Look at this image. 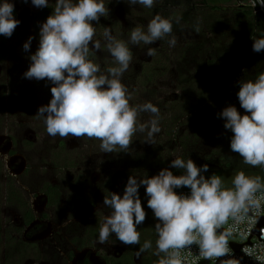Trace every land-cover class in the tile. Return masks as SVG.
Instances as JSON below:
<instances>
[{
    "label": "rangeland",
    "instance_id": "374dc122",
    "mask_svg": "<svg viewBox=\"0 0 264 264\" xmlns=\"http://www.w3.org/2000/svg\"><path fill=\"white\" fill-rule=\"evenodd\" d=\"M248 2L28 0L0 5V52L2 38L6 45L5 60H0V134L15 140V150L34 169L17 180L27 189L26 197L36 210L43 203V198L34 197L42 183L53 182L62 191V201L49 218L52 238L44 242V260L33 263L27 258L23 264H65V254L58 256L53 248L59 240L63 243L67 235L84 228L85 223L72 222L66 231L62 229L73 217L68 208L74 204L71 200L79 182L91 183L94 189L108 175L127 173L126 190L117 189L122 178H115L109 194H89L93 211L81 210L92 212L91 217L97 216L107 226V239L75 252V256L84 253L76 264H103L108 254L125 250L120 219L138 207L161 203L159 191L167 170L171 187L181 189L189 182L190 172L201 175L192 184L196 186L213 172L223 170L225 157L234 162L249 155L264 158V145L253 146L240 134L249 126L246 119L254 121V131L264 130L255 109L261 90L250 89L246 113L241 111L237 91L224 95L231 86L223 76L226 67L240 63L247 74L264 68V61L256 65L261 50L248 51L243 44L255 15ZM47 5L58 6L66 22L55 17L35 22V12ZM182 11L187 13L188 22L178 19ZM166 13L168 25L175 23L164 46L158 25ZM173 13L176 15L170 20ZM209 26L214 33L207 30ZM12 30L17 31V38L3 37L4 31ZM136 30L137 37L129 34ZM119 38L131 46V60L120 62L118 69L109 73L105 62ZM161 48L168 55L167 72L152 84L141 85L140 64ZM227 57L228 63L223 62ZM207 87L219 93L201 104L195 95ZM51 98L55 102L49 104ZM189 98L196 101L201 116L192 122L191 113L188 119L172 125L170 119L177 107L182 102L187 104ZM188 125H199L203 130L184 149L179 138L190 132ZM59 141L66 144L63 149L57 147ZM137 153L150 156L149 165L130 171L128 159ZM158 156L165 168L154 166ZM53 163L60 167L55 169ZM206 188L264 190V170H226ZM1 209L5 221L16 219L14 211ZM162 218L156 210L157 226ZM162 235L163 231L154 248L157 255L166 252ZM160 263L164 264L162 259ZM0 264H5L2 257Z\"/></svg>",
    "mask_w": 264,
    "mask_h": 264
},
{
    "label": "trees",
    "instance_id": "16d2710c",
    "mask_svg": "<svg viewBox=\"0 0 264 264\" xmlns=\"http://www.w3.org/2000/svg\"><path fill=\"white\" fill-rule=\"evenodd\" d=\"M153 11V10H152ZM151 13V11H150ZM61 14V9L58 6L47 5L41 7L35 14L33 15V20L35 22L42 21L44 19L49 18H59L60 21L66 22L64 17ZM176 13H173L171 19H174ZM178 19L188 22L187 13L178 14ZM165 18L161 21L159 27L160 34V44L166 45L169 40L170 31L174 30V23L172 25H168L167 21V13L163 15ZM177 19V20H178ZM169 20V19H168ZM252 22L250 23V32L245 31L246 39L243 41L244 46L248 51L252 50H261L256 55V65L258 66L260 62L264 61V15L261 12H257L252 17ZM209 32L214 33V29L210 26L207 28ZM252 31V32H251ZM248 32V33H247ZM252 33V35L250 34ZM133 37H137V30L135 33H129ZM135 35V36H134ZM17 36L13 34V37ZM76 40L72 37L71 43L75 44ZM132 45V44H131ZM162 48L155 52L151 56V59L147 62H142L140 64L138 79L140 80L141 85H149L154 82L158 77L163 76L168 69V55L162 53ZM4 50L1 52L3 54ZM132 52L131 46L122 38H119L118 42L112 48L110 52V58L106 61V72L111 73L115 69H118L119 63L124 61L131 60ZM229 57L225 59V63H228ZM225 77L228 79V85H231L229 89L224 93H231L232 91H237L238 101L242 103L243 108L242 112H247L249 110V104H247L250 100L249 98L252 95V91L250 90L252 87H256L261 90L259 95L258 103L255 105V109L257 112V119L262 120L264 123V68H257L256 72L253 74H247L244 72V69L241 67L240 63L232 64L230 67H226L223 73ZM219 93V92H217ZM217 93H213L210 88H205L200 93L195 95V98L199 103L204 104L211 98L215 97ZM259 94V93H258ZM54 103L55 100L53 98L49 99V104ZM198 104L194 99L189 98L187 104L182 102L178 109H176V113L171 117V124L174 125L176 123L179 124L182 122V119H188L189 114L192 113V119L189 121H194L197 117H200V112L197 113L196 108ZM210 108V107H209ZM241 112V113H242ZM194 119V120H193ZM211 120V119H210ZM191 122V124H192ZM248 128L246 131L240 132L242 137L246 138V140L253 146L255 145H264V130L256 132L252 127L254 121L252 119H246L245 121ZM188 129L190 132L180 136L181 146L185 149L190 142H194L195 138H198L201 134V129L199 125H188ZM204 128V125H203ZM173 129H170L169 134L171 135ZM260 133V134H259ZM232 138V136H230ZM150 156L135 154L133 157L128 159V166L131 169L139 170L148 167V160ZM157 163L154 166H158L161 168H165L166 165L163 163L160 156L156 158ZM234 161H230L227 157L223 158L222 166L223 170L213 172L206 182H202L199 185H192L201 175L196 172L188 173L189 182L183 188H191V187H199L206 188L207 183L211 180H214L220 177L221 172L226 170L240 169V170H264V158L262 156L254 157L253 155H249V158H238L234 159ZM201 168V167H200ZM200 171L204 172L205 169H200ZM170 169L164 174V181L160 187V197L161 203H151L150 207H138L132 213H130L127 217H122L121 220V228L123 239L121 242L126 246L125 250L120 253L117 257L106 256L104 257V264H161V259L164 264H167L166 252L159 251V254L154 253V248L157 243L161 240V233L163 231L164 235H162V240L165 244L166 249V237L164 232L165 220L167 216V204L173 189L170 185ZM109 181L106 182V185ZM128 184H125L124 188L127 189ZM45 193L48 196L49 205H56L58 202V194L54 188L45 187ZM7 201L9 202L13 209L21 212L22 214V226L11 227L10 230L6 229V232L1 234L0 230V244L4 243V254L5 260L7 264H23L27 258H30L33 262H39L40 260H44L43 255L38 249L37 244L26 243L21 236L19 235L22 232V229L28 225L32 220V214L28 210V204L25 202L21 191L16 189L14 186H9L7 190ZM79 203H76V205ZM75 205V207H76ZM144 205V204H143ZM156 210H159L163 218L159 219V226L155 223L154 214ZM107 232V226L102 225L100 221L96 218L91 219L87 223L84 224V228L79 233H72L67 235L68 244L75 248L76 250H82L83 248L90 247L95 241H103L105 239V234ZM158 238V239H157ZM64 242L58 241L54 245L53 250H55V254L58 255L59 250L64 251ZM136 255L139 257L138 261H136ZM1 256V250H0ZM59 256V255H58ZM74 256L72 250L67 251L66 257L64 260L68 262ZM65 262V264H66Z\"/></svg>",
    "mask_w": 264,
    "mask_h": 264
},
{
    "label": "built area",
    "instance_id": "2783aa9c",
    "mask_svg": "<svg viewBox=\"0 0 264 264\" xmlns=\"http://www.w3.org/2000/svg\"><path fill=\"white\" fill-rule=\"evenodd\" d=\"M247 5L264 15V0ZM164 232L167 264H264V190L175 189Z\"/></svg>",
    "mask_w": 264,
    "mask_h": 264
},
{
    "label": "flooded vegetation",
    "instance_id": "af4514ba",
    "mask_svg": "<svg viewBox=\"0 0 264 264\" xmlns=\"http://www.w3.org/2000/svg\"><path fill=\"white\" fill-rule=\"evenodd\" d=\"M27 2L28 0H0V5H13L16 4L17 2ZM6 7V6H5ZM12 13H14L13 10L10 11V16H12ZM13 34L18 36V33L16 30H12L10 31H4V33L2 34L3 37L5 35H7L8 37L11 38H17V36L13 37ZM3 43L1 44V50L3 52V54L0 52V60H5V51H6V45H5V41L2 38ZM6 110L8 109L9 105H5ZM14 141V142H13ZM66 144L63 143L62 141H59L57 144L58 148L63 149L64 146ZM15 140L12 139L10 136H8L7 134H0V230H1V234H2V238H3V234L4 232H6V229H9L11 227H18V226H22V213L13 209L14 207H12V205L9 204V202L7 201V190L9 188V186H14L16 189H18L19 191H21L22 196L25 200V202H27L28 204V210L30 211V213L32 214V220L31 222L26 225L23 229L22 232L19 234L21 236V238L26 242V243H30V244H37L39 251L42 252L44 251V242H49V239L52 238V229L50 227V222H49V218L50 215L55 211V208L60 204V202L62 201V191L61 188L54 184L53 182H44L41 184L40 188L38 189V193H36L34 195V197H36L37 199H41L43 198V203L42 206H40L39 208H37V210L34 208L33 203L31 201H29L26 197V191L27 189H25L19 179V181L17 180L18 178H22V176L27 175L30 173L31 170H34L30 165H28V162L26 161L25 157L19 153L18 151L15 150ZM51 166H53L55 169L60 167V165H58L57 163H53ZM127 168H129L128 170L130 171H135L134 169H131L128 165H126ZM80 174V172H79ZM121 177L122 180L120 181L121 183L118 184V190H126L124 188L125 184L127 183V173H122V172H116L113 175H108V178L106 180H104L102 182L101 185H98L96 187H94V189L91 188V183L89 184H82L79 182L80 185H77V191L74 193V199H72L71 201H74V204L68 208L69 210H72L73 212V217H70L69 220L67 221V223H65V225L62 227V229H67L68 225L72 222L75 223H87L88 221H90L93 218L98 219L97 216H92L91 217V213L89 212L88 214L85 213H81L82 207L85 208H89L90 211L94 210V202L91 201V199L88 198L89 194L97 191L100 192L101 194L103 193V191H105V195L109 194L111 192V189L114 187V181L115 178ZM3 180V181H2ZM108 182V184L106 185V182ZM20 182V183H19ZM51 187L54 188L55 191H57L58 194V202L56 205H49V200H48V196L45 193V187ZM35 190H32V192H34ZM70 201V202H71ZM76 203H79L76 205ZM76 205V207H75ZM96 205V204H95ZM5 208V209H9L11 211H14L16 214V219L12 218V220L10 221H5L4 217H3V213H2V209L1 208ZM87 212V211H86ZM74 214L76 215L74 217ZM82 216H81V215ZM52 216V215H51ZM81 216V217H79ZM4 222L6 224H4ZM64 231V230H63ZM67 237V236H66ZM65 237V238H66ZM105 239H107V236H105ZM104 239V240H105ZM103 241H98L100 243H104ZM94 243V242H93ZM64 251H60L59 253H64L65 254V259H67L66 257V253L69 250H72L74 253V256L71 260H68V263L72 262L76 264V261L79 257L82 256V254L84 253H80L78 255L75 256V252H82L85 249H89L90 247H86L83 248L82 250H76L75 248H72V246L70 244H68V237L66 240H64ZM68 245V249H66V246ZM1 248V256L3 261L5 262V264H7L6 260H5V254H4V243L2 242L0 244ZM51 246V245H50ZM43 250V251H42ZM58 253V255H59ZM121 253V252H120ZM119 254H114V255H110L108 254V256H113V257H117ZM104 259V258H103ZM40 262V261H39ZM33 263H37V262H33ZM103 264H104V260H103Z\"/></svg>",
    "mask_w": 264,
    "mask_h": 264
},
{
    "label": "water",
    "instance_id": "95a60500",
    "mask_svg": "<svg viewBox=\"0 0 264 264\" xmlns=\"http://www.w3.org/2000/svg\"><path fill=\"white\" fill-rule=\"evenodd\" d=\"M210 232H211L212 236H214V234L217 233V232H221L223 234V236H224V233L221 230L217 231V230L211 229ZM254 234L255 235L257 234V229L254 230ZM211 244H212V242H211ZM230 245H231L233 250H238V248H239V246H236L233 243H231Z\"/></svg>",
    "mask_w": 264,
    "mask_h": 264
}]
</instances>
